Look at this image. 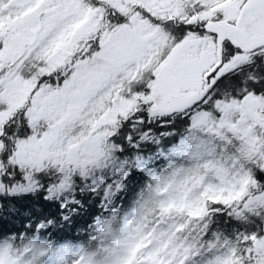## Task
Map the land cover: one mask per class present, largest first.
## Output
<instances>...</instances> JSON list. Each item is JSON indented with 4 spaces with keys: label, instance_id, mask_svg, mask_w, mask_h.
Instances as JSON below:
<instances>
[{
    "label": "snow or ice",
    "instance_id": "snow-or-ice-1",
    "mask_svg": "<svg viewBox=\"0 0 264 264\" xmlns=\"http://www.w3.org/2000/svg\"><path fill=\"white\" fill-rule=\"evenodd\" d=\"M0 264H264V0H0Z\"/></svg>",
    "mask_w": 264,
    "mask_h": 264
},
{
    "label": "trees",
    "instance_id": "trees-1",
    "mask_svg": "<svg viewBox=\"0 0 264 264\" xmlns=\"http://www.w3.org/2000/svg\"><path fill=\"white\" fill-rule=\"evenodd\" d=\"M33 201L31 200V198H25L23 200H20V201H16L17 204L19 205H24V206H27L29 204H31ZM99 212V208L98 206H93L91 209H90V214L91 215H95V214H98ZM88 220V216L86 215L84 218H82L80 220V222L77 224L76 226V230H82L85 226V221ZM6 227H12L11 224L7 225ZM76 230H73V233L76 231ZM75 240H83L84 237L83 236H80V237H74Z\"/></svg>",
    "mask_w": 264,
    "mask_h": 264
}]
</instances>
